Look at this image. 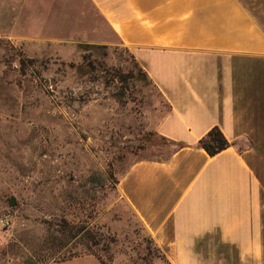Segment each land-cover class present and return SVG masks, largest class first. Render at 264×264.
<instances>
[{"label": "rangeland", "instance_id": "rangeland-1", "mask_svg": "<svg viewBox=\"0 0 264 264\" xmlns=\"http://www.w3.org/2000/svg\"><path fill=\"white\" fill-rule=\"evenodd\" d=\"M129 71L87 0H0V264H53L86 231L106 264H162L115 191L131 164L172 150L153 131L155 89L112 81Z\"/></svg>", "mask_w": 264, "mask_h": 264}, {"label": "crops", "instance_id": "crops-1", "mask_svg": "<svg viewBox=\"0 0 264 264\" xmlns=\"http://www.w3.org/2000/svg\"><path fill=\"white\" fill-rule=\"evenodd\" d=\"M87 2L157 92L172 149L131 164L117 201L162 264H264V0ZM215 127L230 146L210 157Z\"/></svg>", "mask_w": 264, "mask_h": 264}, {"label": "trees", "instance_id": "trees-1", "mask_svg": "<svg viewBox=\"0 0 264 264\" xmlns=\"http://www.w3.org/2000/svg\"><path fill=\"white\" fill-rule=\"evenodd\" d=\"M130 60L133 69L136 70V74L133 73V71H129V73L124 74L121 72H114L111 74L112 81H116L119 85H124L123 90L127 91L129 85V80L131 81H138V82H144L145 84H149L152 86L150 80L148 79L145 72L140 68V66L137 64V62L133 59V57L130 55ZM153 87V86H152ZM159 139L163 141L164 143L170 145L171 143H168L163 138ZM197 146L201 149H203L210 157H213L220 153L221 151L227 149L230 144L225 139L223 134L220 132L218 128H212L202 139L199 140L197 143ZM118 180L116 181V183ZM115 183V185H116ZM64 227L68 228V223L63 222ZM84 228H80L79 231H82ZM77 232V233H78ZM72 238H75L76 235L72 234ZM100 245V240L96 237H94L89 231L85 232V235L80 239V247L79 250L73 253L68 254H62L59 252V250H52L50 253L54 258L53 263L57 262H64L68 261L74 258L82 257V256H92L94 257L100 264H106L100 257L99 253L95 250Z\"/></svg>", "mask_w": 264, "mask_h": 264}, {"label": "water", "instance_id": "water-1", "mask_svg": "<svg viewBox=\"0 0 264 264\" xmlns=\"http://www.w3.org/2000/svg\"><path fill=\"white\" fill-rule=\"evenodd\" d=\"M13 206H14V200L11 199V201H10V207H13Z\"/></svg>", "mask_w": 264, "mask_h": 264}]
</instances>
